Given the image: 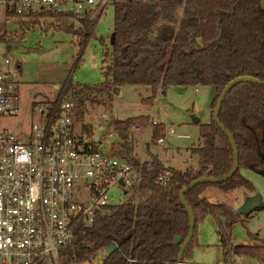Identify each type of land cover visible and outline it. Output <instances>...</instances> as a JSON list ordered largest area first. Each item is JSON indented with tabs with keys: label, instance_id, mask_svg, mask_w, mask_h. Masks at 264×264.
Instances as JSON below:
<instances>
[{
	"label": "trees",
	"instance_id": "obj_1",
	"mask_svg": "<svg viewBox=\"0 0 264 264\" xmlns=\"http://www.w3.org/2000/svg\"><path fill=\"white\" fill-rule=\"evenodd\" d=\"M110 3L114 14L111 50L105 51L103 57L105 79L95 85L65 80L75 100L77 117L82 116L91 96L110 95L124 83L149 85L153 94L158 86L213 85L216 94L211 102L210 119L198 121V141L190 146L198 161L184 169L164 164L157 155L140 160L132 153L128 129L135 120L145 124L148 116L113 119V127L123 138L120 153H128L135 166L133 191L137 200L114 204L107 211L96 213L90 224L78 225L75 239L61 251L63 264L80 261L95 264L97 252L112 242L116 246L101 259V264H179L178 253L189 229L188 212L179 191L196 177L221 176L233 164L232 145L214 120L213 111L221 89L230 79L250 76L264 80V11L260 0H111ZM177 9L182 10L180 18L175 14ZM10 16L34 20L52 17L58 27L66 19L77 22V28L73 22L69 25L77 37V61L95 22L89 14L77 17L72 13L41 11ZM0 41L8 43L5 33L0 35ZM218 117L234 139L237 166L226 179L201 181L184 193L193 212L194 227L182 252L183 262L192 259L197 224L209 214L216 219L225 262L232 253L264 257V246L232 242V224L244 221L248 215L233 211L224 201H211L202 195L210 186H218L222 191L238 186L254 189L241 172L244 167L264 175V84L235 83L225 94ZM164 131L162 123H153L152 140ZM165 171L168 174H164V180L158 181L159 174ZM256 209H264V200ZM249 234L257 237L255 233ZM175 236L180 241H175Z\"/></svg>",
	"mask_w": 264,
	"mask_h": 264
},
{
	"label": "built area",
	"instance_id": "obj_2",
	"mask_svg": "<svg viewBox=\"0 0 264 264\" xmlns=\"http://www.w3.org/2000/svg\"><path fill=\"white\" fill-rule=\"evenodd\" d=\"M108 2L0 0V15L46 11L80 17ZM66 84L53 99L33 104L39 119L26 129L0 126V264H63L61 251L75 239L78 225L90 224L96 213L114 204L134 200V164L119 154V141L103 147L112 131L99 136L95 131L103 125L77 118ZM12 88L0 69V117L19 114ZM130 128L136 132L142 125L134 122ZM168 131L174 133L172 127ZM156 141L163 142L164 135ZM164 174L168 171L158 181Z\"/></svg>",
	"mask_w": 264,
	"mask_h": 264
},
{
	"label": "rangeland",
	"instance_id": "obj_3",
	"mask_svg": "<svg viewBox=\"0 0 264 264\" xmlns=\"http://www.w3.org/2000/svg\"><path fill=\"white\" fill-rule=\"evenodd\" d=\"M110 1L103 9L96 8L89 12V16L95 20L93 33L78 61L77 37L69 28L73 21L66 19L58 27L52 17L34 20L0 15V35L5 33L9 39L8 43L0 41V69L6 72L13 84L11 93L17 97L20 109L17 116L0 117L1 127L18 131L26 129L31 121H38L39 115L33 104L53 99L62 91L68 78L74 84L88 85L98 84L105 79L103 57L105 51L111 50L114 14ZM175 14L180 18L182 10L177 9ZM73 25L74 28L78 27L77 22H73ZM5 58L10 61L8 64L3 62ZM152 94L149 85L124 83L110 95L91 96L86 100L82 116L77 118L90 123V126L91 122L95 127L98 122L103 125L102 129L95 131L99 136L112 131L107 143L103 145L108 148L113 141H123L113 127V119L148 116L145 124L139 120L134 121L142 125L141 130L133 132L131 126L128 129L127 139L130 138L133 143L137 154L134 155L140 160H148L152 155L163 160L168 157L170 165L182 169L187 164H196L198 155L190 151V146L197 143L199 136L198 122L194 118H198L199 122L210 119L215 86H158ZM152 119L165 123L164 141L161 143L152 140ZM169 127L174 129V133L168 131ZM124 154L121 155L129 159L128 153ZM241 172L253 183L254 189L238 186L222 191L219 187H212L211 191H205L204 194L212 201L230 204L233 211L247 196L254 193H259L264 200V175L249 167L241 168ZM230 233L234 244L259 241L261 243L256 246H264V209H255L244 221L234 222ZM249 233H255L257 237H251ZM196 240L192 249L195 264H226L222 247L217 244L219 235L210 216L207 215L197 224ZM236 257L232 259L233 264H264V258L256 260L247 254H237ZM76 264L88 263L80 261Z\"/></svg>",
	"mask_w": 264,
	"mask_h": 264
},
{
	"label": "water",
	"instance_id": "obj_4",
	"mask_svg": "<svg viewBox=\"0 0 264 264\" xmlns=\"http://www.w3.org/2000/svg\"><path fill=\"white\" fill-rule=\"evenodd\" d=\"M260 5L262 10L264 11V0H260ZM239 81H253V82H257V83H262L264 84V80L261 79H256L250 76H239L236 77L234 79H230L221 89L217 99H216V104L214 107V111H213V117L214 120L218 123V125L220 126V128L227 134L230 143L232 145L233 148V154H234V161L233 164L231 166V168L229 169L228 172H226L225 174L218 176V177H212V176H199L196 177L195 179L191 180L190 182H188L185 186H183V188L179 191V197L181 202L183 203V205L185 206L187 212H188V216H189V229H188V233L184 239V241L182 242L181 246H180V250L178 253V261L179 264H184L183 261L181 260L182 257V252L185 249L186 245L188 244L191 235H192V231H193V227H194V216H193V212L191 207L188 205V203L186 202L185 198H184V193L190 189L191 187H193L195 184L201 182V181H220L223 179H226L228 176H230L234 170L236 169L237 166V161H238V154H237V149H236V145L234 142V139L231 135V133L228 131V129H226L224 127V125L220 122L219 117H218V112L221 106V102L225 96V94L228 92V90L237 82ZM195 122H198V118H194ZM262 201V196L259 193H254L252 195L247 196L244 201L240 204V206L237 208V212H240L244 215H248L250 212H252L253 210H255L259 204ZM175 241H180V237L179 236H175L174 237ZM116 246L115 242H112L110 244H108L107 246H105L103 249H101L100 251L97 252L96 256H95V264H100L101 259L106 256L107 254H109Z\"/></svg>",
	"mask_w": 264,
	"mask_h": 264
},
{
	"label": "crops",
	"instance_id": "obj_5",
	"mask_svg": "<svg viewBox=\"0 0 264 264\" xmlns=\"http://www.w3.org/2000/svg\"><path fill=\"white\" fill-rule=\"evenodd\" d=\"M58 85L56 84L55 85V87H57ZM153 120V119H152ZM198 121H199V119H198ZM206 122V121H205ZM156 123H158V122H156ZM164 125V127H166L165 126V123L163 124ZM128 140V139H127ZM130 141V138H129V140H128V142ZM122 142L123 141H121L120 142V144H122ZM130 143H131V148H132V153L133 154H135V155H137L135 152H134V146H133V143L130 141ZM195 143H193L192 145H194ZM122 147V146H121ZM119 154H120V152H119ZM121 155V154H120ZM122 156V155H121ZM138 157V156H137ZM150 159V158H149ZM148 159V160H149ZM161 159V158H160ZM162 161H163V163L164 164H168V165H170L169 164V159H168V157H166L164 160L163 159H161ZM190 165V164H189ZM170 166H172V165H170ZM186 166H188V164L187 165H185V167ZM174 167V166H173ZM179 169H182V168H179ZM184 169V168H183ZM212 187H218V186H210V187H207L203 192H202V195L203 196H205L207 199H209L205 194H204V192L205 191H211V188ZM137 194H135L134 195V200H137ZM209 200H211L212 201V199H209ZM252 212H250L249 214H248V216L251 214ZM208 216H210L211 217V219H212V222H213V225L215 226V230H216V232H217V234L219 235V242L217 243L220 247H221V244H220V242H221V240H220V231H219V229H218V226H217V223H216V219H215V217L213 216V215H208ZM259 243H261V242H259V241H257V242H249V243H238V244H252V245H259ZM261 245V244H260ZM222 249V248H221ZM236 255H237V253H232L231 254V257H230V259L227 261V262H225L226 264H233V262H232V259L234 258V260L237 258L236 257ZM233 256H235V257H233ZM256 260H262L263 258H257V257H254ZM187 262H189V264H195V261L193 260V259H189Z\"/></svg>",
	"mask_w": 264,
	"mask_h": 264
}]
</instances>
